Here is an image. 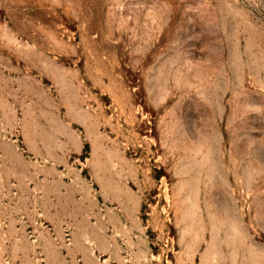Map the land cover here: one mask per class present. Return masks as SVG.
<instances>
[{
  "label": "rangeland",
  "instance_id": "obj_1",
  "mask_svg": "<svg viewBox=\"0 0 264 264\" xmlns=\"http://www.w3.org/2000/svg\"><path fill=\"white\" fill-rule=\"evenodd\" d=\"M0 264H264V0H0Z\"/></svg>",
  "mask_w": 264,
  "mask_h": 264
}]
</instances>
